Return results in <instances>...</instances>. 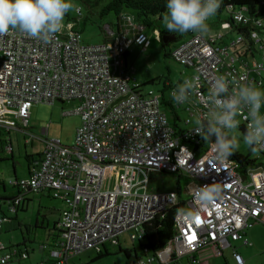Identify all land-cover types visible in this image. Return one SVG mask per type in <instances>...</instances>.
<instances>
[{
  "label": "built area",
  "instance_id": "1",
  "mask_svg": "<svg viewBox=\"0 0 264 264\" xmlns=\"http://www.w3.org/2000/svg\"><path fill=\"white\" fill-rule=\"evenodd\" d=\"M82 14L77 13L78 21H69L50 43L18 30L0 36V122L14 126L17 120L19 129L30 135L26 144L35 138L43 144L41 159L30 175L14 182L21 192L15 204L28 192L44 191L65 203L56 241L42 248L49 250L52 260L69 264L84 251H100L103 243L117 242L124 232L132 239L140 238L144 225L181 200L171 243L161 251L137 256L131 264H182L181 258L185 264H201L204 249L220 256L231 240L248 242L246 232L257 223L264 224V165L243 169L233 154L226 160L214 159L212 142L205 145L193 128L208 111L204 99L217 76L262 84L264 0H258L254 9L230 10L237 29L228 21L222 24L238 31L232 43L218 45L217 38L223 39V34L189 32V38L172 50L177 62L193 68L179 84L185 80L196 84L191 102L184 104L190 116L185 126L178 123L182 130L171 121L175 113L179 115L180 105L171 97L178 84L168 81L169 96L144 90L127 66L125 54L131 46L146 50L151 44L144 26L133 14L123 13L115 20L119 29L105 25L107 41L89 44L77 28ZM256 52L262 56L260 61L255 59ZM164 96L175 112L171 107L162 109ZM56 100L80 101L70 112L82 121L70 145L48 138L47 128L39 137L30 130L34 104ZM246 116V111L240 116L239 131H247ZM7 149L11 151L9 145ZM115 168L126 174L112 185L107 170ZM159 172H175L188 179L189 197H182L183 187L181 193L150 190V177ZM135 174L140 176L137 181ZM129 175L130 185H125ZM213 183L222 187L221 197L201 206L195 201L196 189ZM0 251V264L27 257L3 243ZM233 257L236 264L245 263L240 253L234 251Z\"/></svg>",
  "mask_w": 264,
  "mask_h": 264
},
{
  "label": "rangeland",
  "instance_id": "2",
  "mask_svg": "<svg viewBox=\"0 0 264 264\" xmlns=\"http://www.w3.org/2000/svg\"><path fill=\"white\" fill-rule=\"evenodd\" d=\"M75 2L81 7L83 16L80 17L77 28L82 32L83 41L89 44H98L106 40L105 33L103 32V28L106 24L110 22H114L116 20V16L114 14H109L100 18L99 13L94 16L93 19L85 20V17L88 14V8L84 0H75ZM101 5L95 7V12H99ZM71 17L77 16V13H69ZM230 16L229 12L223 11L220 17L216 15L211 17L208 22L211 24L209 27V31L204 33L205 35H213L217 36L218 34H223V39L217 38V44L224 46L226 44L232 43L239 35L238 31L225 27L222 24V20L226 21ZM72 20H69L68 16L65 17V25ZM163 23V20H161ZM149 34L151 44L150 46L144 50L140 46H133L129 50V55L127 57V66L130 68L132 76H135L139 82L144 84V90L154 89L155 91H161L164 87L165 81H171L173 84H179L186 75L192 74L193 68L186 67L179 62H177L171 55L172 50L178 46L181 42L185 41L189 38V35H184L181 38L174 40L169 45L170 56L166 57L165 52L166 49L163 46L162 42L159 38V33L156 30L147 29ZM261 54L256 52L255 59L261 60ZM253 59V58H250ZM264 76V74H263ZM262 77L258 76V79ZM153 82V83H152ZM258 87L264 89V79H262V84ZM166 96H169V90L165 92ZM80 101L78 100H56L54 102H40L35 103L31 109V117H30V130L34 133L36 137H39L43 134V128L48 129V138L50 139H61L64 144H72L76 130L81 124V116L76 113H70L73 111L78 105ZM184 104H181L176 108L179 116H180V125L185 126L184 121L187 117L190 116L189 112L185 109ZM162 109H166L165 106ZM238 119L243 122L240 117ZM172 123L174 122V117H171ZM22 131V130H21ZM239 131V130H238ZM241 132V131H240ZM243 133V132H241ZM6 138H12L14 145V157L12 158L11 153L1 152L0 154L3 156L4 160L0 163V177L2 172H7L8 178V189L6 193H11L17 196L18 192L16 190V186H12L10 182H12L11 178H15L13 173V162L16 161V167L18 171L22 174L26 173L28 170V159L27 153L34 154V159L36 161H40V154L43 150V144L38 139H33L32 143H28L25 147L26 140L29 139L30 135H26L23 131L17 132L14 129L11 133H6ZM28 147V148H27ZM27 148V149H26ZM245 155H249L252 159L256 160L258 165H264V155L258 150L257 152H253L249 147L244 145L243 140L241 138V144L239 149L237 150ZM10 163V164H7ZM256 170H260L257 168ZM111 173V181L112 185H115V179L118 177L119 179H123L126 171L121 169H108L107 177L109 178ZM140 178L138 174L133 176L134 181H137ZM131 175L128 177V181L125 185H130ZM181 186L184 188L185 192H183L182 197H189L188 191H190V182L188 179H181ZM150 190L154 191H168V190H178V174L175 172H159L154 173L150 177ZM14 187V188H13ZM3 193V190L0 191ZM187 194V195H186ZM32 196V195H31ZM36 197L32 196V199ZM37 198V197H36ZM48 205L53 203V200L46 199ZM9 201L7 199H0V218L3 216L12 218L15 216V211L11 210L9 207ZM28 205V209L19 208L17 215L19 216L20 221H22V230H11L7 229V225H2V232L0 233V242H3L6 246L11 241L22 242L23 235L26 237L29 236V230L31 232H35V228H31V225L37 223L39 226H46L47 222H43L44 213L42 211L40 214L39 211V202L35 201L33 204L30 202ZM14 219V218H13ZM8 220L9 223L15 222L14 220ZM52 223L50 224V226ZM259 236H261L260 243H255L253 241V246L242 245V241H232V247H229L224 250V255L216 256L212 262L214 264H236L234 257L232 255V251L234 247H236L240 252H242V256L244 257L246 263L245 264H264V226L260 227ZM32 229V230H31ZM250 230V229H249ZM248 230V231H249ZM37 231V229H36ZM37 238L34 240V243H29V251L30 257L23 258L21 264H39L46 255L44 251L40 249V244L43 240L47 238V234L42 229H38ZM120 245L123 248L133 249L134 246L138 249V254L142 255V251L139 248L138 239L133 241L131 239L130 233L124 232L119 235ZM110 249V255L105 256L103 258L95 260L97 256V252L92 254V258L83 257V264H131V262L135 259V254L132 252L130 258H127L123 252H119V247L117 244L108 245ZM34 249V251H32ZM211 255L212 251H211ZM203 256L201 255V258ZM180 263L185 264L186 259L181 258ZM202 263V259H201ZM14 264H18L17 261ZM78 264H81L78 262ZM164 264H175V262L164 263Z\"/></svg>",
  "mask_w": 264,
  "mask_h": 264
},
{
  "label": "clouds",
  "instance_id": "3",
  "mask_svg": "<svg viewBox=\"0 0 264 264\" xmlns=\"http://www.w3.org/2000/svg\"><path fill=\"white\" fill-rule=\"evenodd\" d=\"M221 4L222 0H168L164 26L179 35L207 33L208 20L217 14ZM81 11L75 0H0V36L18 30L30 38L50 43L64 30L66 15ZM195 87L194 80L178 84L171 92L173 102L190 103ZM204 104L208 111L194 122L193 129L206 141L215 136L214 159H228L239 149L241 138L254 153L264 151V89L254 83H237L235 78L222 74L212 82ZM245 111L249 122L246 133H241L238 117ZM222 191L216 183L198 187L195 201L201 206L210 205L221 197Z\"/></svg>",
  "mask_w": 264,
  "mask_h": 264
},
{
  "label": "trees",
  "instance_id": "4",
  "mask_svg": "<svg viewBox=\"0 0 264 264\" xmlns=\"http://www.w3.org/2000/svg\"><path fill=\"white\" fill-rule=\"evenodd\" d=\"M84 2L86 3L87 8H88V14L85 17V20L93 19L94 16L98 13H99L100 18H103L104 16H107L109 14H114L116 16V18L121 16L123 13L133 14L135 16L136 20L138 21V23H140L141 25L144 26L146 32H147V29H152V30H156L159 33L160 41L162 42L163 46L166 49V52H165L166 57L170 56V50H169L170 43L172 41L177 40V39L181 38L182 36L188 34V33H186L183 35H179L178 33H175V32H169L168 30H166L164 24L161 23V20H163V15H165V13L168 10L167 9L168 0H84ZM257 3H258V0H222L221 8L218 10L216 16L220 17V15L223 11L229 12V14H230V10L234 11L237 9H242L243 6H248L250 9H254ZM98 5H101V8H100L99 12H95V7ZM67 16H68L69 20L78 21L77 16L71 17L68 14H67ZM82 16H83V14H82ZM226 21L230 22L231 26L233 28L237 29L233 23L231 16H229ZM109 24L111 25L112 28H114V26H117V28L119 29V25H116L115 21L110 22ZM208 24L210 27L211 24L209 22H208ZM77 25H78V23H77ZM103 32L105 33V36H106L105 41H107L109 39V37L106 33L105 27L103 28ZM165 37L166 38L174 37V39L172 41H169V43H164ZM133 46H138V45H133ZM133 46H131V48ZM129 50L125 54L126 60H127L128 55H129ZM169 87L170 86H169L168 82L165 81L164 87L161 90V92H163L165 94L166 90ZM163 104L166 106V110L171 107L172 112H175L174 111L175 107L172 104L171 100L165 96L163 98ZM174 115H175V118H174L175 126L177 127L178 130L179 129L182 130L183 127H181L178 124L180 121L179 115H177L176 113ZM240 131L243 133H246V131H244V129L240 130ZM6 133H8V131L7 132H4V131L1 132V130H0V153L5 152V149L8 146L7 139L5 136ZM200 138L202 139V141L205 145H208L209 143L215 141V136H213L210 141H206L202 136H200ZM233 156L235 157V159H237L240 162L243 169H246L248 167H257L258 166L256 160L252 159L249 155H245V154L237 151L235 154H233ZM12 158H13V156H12ZM33 158H34V154H27L28 164H33V161H32ZM3 160H4V158L1 157V154H0V162ZM180 181H181V178L178 176V192L179 193H181V191H182V186H181ZM18 196L6 198L10 203V207H11V205H14L15 209H16L17 206L19 205V203H21L22 200L18 204H15V199L18 198ZM24 196H25V194L22 196V199H24ZM181 203H182V200H181ZM181 203L178 205H173L171 207H168L164 211L158 213L151 221H149L146 225H144L141 237L138 238L139 248L142 251V255H144L148 252L154 253L157 251H161L171 243V241L173 239V235L175 233L174 218H175V214H176L177 210L181 206ZM55 228H57V223L55 224ZM59 232H60V229H59ZM119 239L120 238H118L117 242L107 241V242L103 243L101 245L100 251L92 249L95 252H97V256L95 257V260L110 255V249L108 247L109 244H111V245L117 244L119 247V252H123L127 258L131 257L132 252L135 254L136 257L139 256L138 249L135 246L132 250L129 248L125 249L120 245ZM132 240L135 241L137 239H132ZM16 247H20V246L16 245ZM16 247L15 246H12V247L8 246L6 248H16ZM44 263L59 264L57 261L52 260V259H50V263H48L47 261L43 262V264ZM69 264H70V262H69Z\"/></svg>",
  "mask_w": 264,
  "mask_h": 264
},
{
  "label": "crops",
  "instance_id": "5",
  "mask_svg": "<svg viewBox=\"0 0 264 264\" xmlns=\"http://www.w3.org/2000/svg\"><path fill=\"white\" fill-rule=\"evenodd\" d=\"M82 122V121H81ZM20 123L15 120V125L14 126H7L5 125L4 123H1L0 122V130L1 132L4 131V132H7L10 134L11 131L14 129L15 131L17 132H22L19 127H20ZM7 139V138H6ZM34 142V141H33ZM33 142H32V145L33 146ZM7 143L8 145L11 147V151H9L7 148L5 149V152L6 153H11V155L14 157V145H13V140L12 138H9L7 139ZM26 142H25V147H26ZM8 147V146H7ZM28 148V147H27ZM26 148V149H27ZM29 154V153H27ZM42 156V154L40 155V157ZM1 157H3L1 155ZM27 157V156H26ZM41 159V158H40ZM33 164H28V170L26 173L22 174L18 171V168L16 167V161L13 162V173L15 175V178H11L12 182H10L12 184V186H16L14 185V182L17 180V179H20V178H24V177H28L30 175V173L33 171L34 167L37 165V163L39 161H36L34 158H33ZM2 162V161H1ZM0 162V163H1ZM7 164H10V163H7ZM7 178H8V174L7 172H2L1 174V177H0V191L3 190V193H0V197L2 199H6V198H10V197H17L21 192H20V189L18 188V186H16V190L18 192L17 196H15L14 194H9V193H6L7 192V189H8V183H7ZM14 188V187H13ZM35 195L36 197H34L31 201V198L32 196ZM0 198V199H1ZM46 199H50V200H53L54 202L51 203L50 205L47 204L46 202ZM21 203H19V205L17 206L16 209H14L15 211V216L12 218V216H9V217H6V216H3L1 217L0 219H3V221L1 222L0 224V233L2 232V225L5 224L7 225V229H11L12 231L13 230H22L21 226H22V221H20L19 219V216L17 215L18 211H19V208H27L28 209V205H30L29 203L31 202L32 204L37 201L39 202V211L38 213L40 214L41 212V209L42 211H45L44 213V220L43 222H47V225L42 227V226H39L38 224V221L36 224L34 225H31L30 227L31 228H35V232H31L29 230V236H25L23 235V240L22 242L18 243V242H15V243H12L11 241L9 242V244H7L8 246L12 247V246H15L16 245H19L20 247H16L18 249H20L21 251L27 253V257L26 258H29L30 257V251H29V246H28V242L29 243H34V240L37 238V231L38 229H42L43 231H45V233L47 234V238L45 240L42 241V243L40 244V249L42 251H44L45 253V257L42 258L41 262L39 264H43V262H48L50 263V252L48 249H43L42 248V244L46 243L48 245H52L58 235H59V228H60V220H61V217H62V211L63 209L65 208V203L63 200L61 199H56V198H53L49 192H40V193H33V192H28L25 194L24 196V199H21ZM9 204V207H10V203ZM10 211H11V208H10ZM14 220L15 222H11L9 223L10 220ZM9 220V221H8ZM52 223V225L50 226V224ZM57 223V228H55V224ZM36 225V226H35ZM261 226H264L263 223H257L255 226H253L249 231L246 232V238L248 239V242H245V239H240V240H231V245L229 247H232V241H242V245H248V246H253V241L255 243H260L262 241L261 239V236H259V231L261 230ZM8 229V230H9ZM37 229V231H36ZM32 230V229H31ZM0 243H3V242H0ZM264 243V242H263ZM4 244V243H3ZM5 245V244H4ZM6 246V245H5ZM6 246V247H8ZM228 247V248H229ZM32 251H34V249H32ZM236 251L238 253H240L242 255V252H240V250H238L236 247H234L233 251H232V255H233V252ZM95 251L90 249V250H87V251H84L82 252L81 254H78L77 256L73 257L71 260H70V264H78V262H80L81 264H83L84 262L82 261V258L85 256L87 258H92V254L94 253ZM0 254H1V251H0ZM203 257L201 258L202 259V263L201 264H214V262H212V260H214V258L216 257L215 255H211V250L210 249H204L201 253H200ZM224 255V254H223ZM140 256V255H139ZM244 258V257H243ZM235 260V259H234ZM18 264H21V261H22V258H17L15 261H13V264L14 262ZM245 261V259H244ZM236 263V262H235ZM246 263V261H245ZM244 263V264H245ZM44 264H47V263H44Z\"/></svg>",
  "mask_w": 264,
  "mask_h": 264
},
{
  "label": "water",
  "instance_id": "6",
  "mask_svg": "<svg viewBox=\"0 0 264 264\" xmlns=\"http://www.w3.org/2000/svg\"><path fill=\"white\" fill-rule=\"evenodd\" d=\"M174 39V37L172 38H164V43H169V41H172Z\"/></svg>",
  "mask_w": 264,
  "mask_h": 264
}]
</instances>
